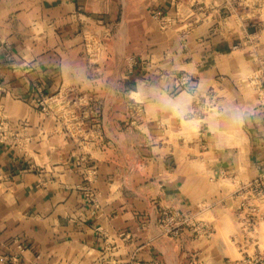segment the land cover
<instances>
[{
  "label": "crops",
  "instance_id": "crops-1",
  "mask_svg": "<svg viewBox=\"0 0 264 264\" xmlns=\"http://www.w3.org/2000/svg\"><path fill=\"white\" fill-rule=\"evenodd\" d=\"M173 1L0 0V117L23 134L0 138V264H239V231L264 230L242 188L264 171L253 49L208 27L153 47L150 10ZM42 90L98 105L44 113ZM169 204L212 232L163 234Z\"/></svg>",
  "mask_w": 264,
  "mask_h": 264
},
{
  "label": "rangeland",
  "instance_id": "rangeland-1",
  "mask_svg": "<svg viewBox=\"0 0 264 264\" xmlns=\"http://www.w3.org/2000/svg\"><path fill=\"white\" fill-rule=\"evenodd\" d=\"M172 1L173 0H171V2ZM206 5L205 0H174L170 8L154 7L150 10V20L146 22V29L148 35L151 37L152 46L157 49H164L165 46L173 43L174 46L178 43L181 45L188 41L192 35L198 33L203 27H208L207 29L214 35L232 36L234 37L232 39V49H253V54L251 56L254 62H256V66L253 70H247L240 80L258 90L260 98L264 100V0H221V3L217 6L210 7ZM216 9L217 11H224L225 15L219 19L217 17L218 12L215 11ZM148 46L150 47V45H147V47ZM143 63V66L146 68L145 71L151 73L153 69H151L152 66L150 61L144 59ZM176 78L178 83L177 86L184 88L186 85L185 83L182 84V82L185 78H187V82H189L190 75L186 72H180ZM67 92L64 94L63 98L54 97L53 99H56L52 100L49 99L50 96L42 90L41 94L35 99L36 106L44 113H50L52 109L56 113L64 110H70L75 113L77 112L76 110L86 111L88 104H90L89 110L91 111L97 108L98 103L92 106L91 103L87 104L83 101L78 102L77 97L72 91ZM43 97L47 99L50 105L48 112L43 110L42 104L39 102ZM142 108L144 109V107L137 106V109H135L134 106L129 105L128 111L135 110L139 113ZM63 119L68 124L75 120L72 118ZM134 121H136L135 117L130 116V118H128V126L134 124ZM0 124H2L1 119ZM3 125L4 123L0 125V138H11L10 142L18 145L19 142L23 140V134L17 132L10 134L5 133V130L3 131ZM85 170L87 177L91 175L89 170L96 171L94 167L89 169L85 168ZM261 173H264V171ZM172 206L179 208L172 204L162 207L159 223L166 207ZM194 214L197 216L191 223L192 227L195 229L194 233L198 237L206 236V234L197 231L199 220L197 213ZM210 230L212 229L210 228ZM160 231L162 232L161 229ZM239 233V241L241 243L239 245V251L244 256L243 259L240 258L239 261L241 263L239 264H264V230L258 229L256 231H249L243 229L239 231Z\"/></svg>",
  "mask_w": 264,
  "mask_h": 264
},
{
  "label": "built area",
  "instance_id": "built-area-1",
  "mask_svg": "<svg viewBox=\"0 0 264 264\" xmlns=\"http://www.w3.org/2000/svg\"><path fill=\"white\" fill-rule=\"evenodd\" d=\"M187 80L188 79L185 78L182 84L186 83ZM39 102L42 104L43 110L48 112L50 105L48 104L47 99L43 97ZM0 119L2 121L3 118L0 117ZM3 123L4 122H2V124ZM89 172H91V178L96 180V171L90 170ZM242 188H247L250 192L249 206L251 208V214L249 216V220L251 224V230H256V228L260 226L259 222H264V173L258 174L255 178L249 180L243 185ZM195 217H197L196 214L191 211H184L182 209L175 208L174 206L166 207V210L163 211L159 226L163 234L178 236L185 227L190 226V224L193 222L192 220H194ZM197 231L206 235H209L212 232L210 227L207 225H199Z\"/></svg>",
  "mask_w": 264,
  "mask_h": 264
}]
</instances>
